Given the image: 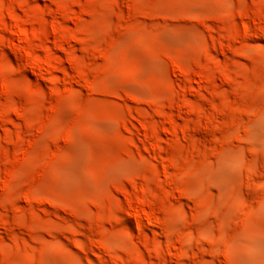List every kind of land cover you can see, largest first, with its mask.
Wrapping results in <instances>:
<instances>
[{
    "label": "rangeland",
    "instance_id": "rangeland-1",
    "mask_svg": "<svg viewBox=\"0 0 264 264\" xmlns=\"http://www.w3.org/2000/svg\"><path fill=\"white\" fill-rule=\"evenodd\" d=\"M0 264H264V0H0Z\"/></svg>",
    "mask_w": 264,
    "mask_h": 264
}]
</instances>
